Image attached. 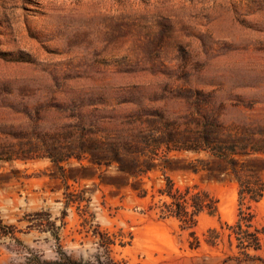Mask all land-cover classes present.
Returning <instances> with one entry per match:
<instances>
[{
    "label": "rangeland",
    "instance_id": "obj_1",
    "mask_svg": "<svg viewBox=\"0 0 264 264\" xmlns=\"http://www.w3.org/2000/svg\"><path fill=\"white\" fill-rule=\"evenodd\" d=\"M195 99L211 100L225 123L264 124V0H0V144L18 142L9 133L77 135L80 118L102 117L105 131L156 111L182 119ZM81 165L63 163L62 177L47 158L0 162V217L15 228L0 236V264H264V248L248 260L227 236L233 180L168 172L218 200L192 249L176 219L148 211L149 197L101 182L114 168ZM144 181L149 195L165 183L160 171ZM66 186L85 194L63 220ZM253 214L263 226L264 198ZM210 229L223 233L216 246Z\"/></svg>",
    "mask_w": 264,
    "mask_h": 264
},
{
    "label": "trees",
    "instance_id": "obj_2",
    "mask_svg": "<svg viewBox=\"0 0 264 264\" xmlns=\"http://www.w3.org/2000/svg\"><path fill=\"white\" fill-rule=\"evenodd\" d=\"M191 104L195 113L185 118L171 120L158 111L144 112L145 118L140 115L129 119L112 131L104 130L101 123L104 121L99 117L80 118L74 125L79 131L77 135L60 130L42 134L9 133L18 142L0 144V162L27 163L47 158L62 177L63 163L71 160L80 163L88 160L90 166L81 165L79 169L104 167L107 173L114 168V176H99L101 182L117 189L129 188L141 199L149 197L148 211L154 212L160 220L176 219L182 230L189 231L192 249L201 245L196 233L201 215H218V200L197 185L178 186L168 172L229 178L238 185L239 208L235 224H225L229 231L227 236L230 242L235 238L237 248L246 259H259L250 256L248 251L264 248V225L257 227L253 214V206L264 198V124H228L220 119L218 108L211 100L195 99ZM154 171L162 173L165 183L157 190L158 195H149L144 179ZM84 194L85 190L70 192L66 186L63 220L69 206L78 204L77 209L81 210ZM87 208L83 214L94 218ZM36 214L46 215L47 212ZM14 235L15 228L5 225L0 217V236ZM222 236V232L210 229L206 242L216 246Z\"/></svg>",
    "mask_w": 264,
    "mask_h": 264
}]
</instances>
